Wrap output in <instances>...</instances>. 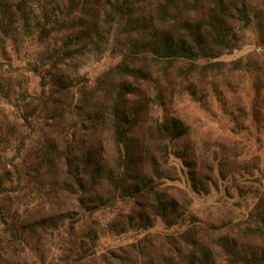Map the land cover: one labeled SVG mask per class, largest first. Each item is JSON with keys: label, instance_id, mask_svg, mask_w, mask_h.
<instances>
[{"label": "trees", "instance_id": "trees-1", "mask_svg": "<svg viewBox=\"0 0 264 264\" xmlns=\"http://www.w3.org/2000/svg\"><path fill=\"white\" fill-rule=\"evenodd\" d=\"M247 33L259 50L219 61ZM263 49L264 0H0V262L28 254L43 264V238L62 229L67 264H264L258 158L221 146L217 163L198 169L195 148H182L189 126L148 111L208 91L225 105L230 78L246 70L251 114L239 98L229 115L240 130L249 115L259 125ZM106 54L117 62L96 80L80 74V59ZM172 158L195 194L222 182L252 208L196 218ZM128 233L137 238L99 249L103 236Z\"/></svg>", "mask_w": 264, "mask_h": 264}, {"label": "rangeland", "instance_id": "rangeland-1", "mask_svg": "<svg viewBox=\"0 0 264 264\" xmlns=\"http://www.w3.org/2000/svg\"><path fill=\"white\" fill-rule=\"evenodd\" d=\"M252 33L246 34V40L243 46L233 51L230 54H225L219 61L231 62L239 58H245L250 52L258 51V44H255ZM34 48H31L28 56L33 58ZM264 52V49H263ZM262 53V52H261ZM20 61L15 64L23 65L26 59L20 56ZM260 61L264 60V54L260 57ZM246 60H244L245 62ZM117 59L110 54L104 55L98 61L80 59L79 72L83 76L89 78L91 81L97 77L109 66L115 64ZM254 78L251 73L246 70L237 72L230 78L233 91L225 89L224 101L225 105H221L216 96L208 91L206 97L199 102V97H190L187 94H174L168 98V102L159 109L157 107H149L150 115L176 114L186 125L190 128V135L182 143L184 146H192L195 148V155L197 157V167L205 171H209L207 165H204L206 158L209 157L210 163H217L220 157L219 153H215V149L223 146L231 150L234 148L238 154H241V160L249 161L251 158L257 157L260 164L261 175L264 177V109L262 111L263 120L257 125L252 117L241 118L240 122L244 124L246 129L240 130L232 121L229 111L233 110L235 115H238L235 109V103L240 98L244 103V108L251 114L252 102L254 97ZM39 79L31 77V88L37 87ZM229 152V151H228ZM173 164L176 166L178 172L179 182L175 184L184 190L192 200L191 210L194 216L200 220L207 219L208 216L221 213L225 210H231L236 215L244 214L250 210L254 204L251 198L242 199L236 192L226 183L219 182V190H211L209 194H195L191 188L188 180V169L185 163L176 158H172ZM217 178V172L213 174ZM227 186V187H226ZM36 208L29 209L27 214L33 215ZM163 231V227L157 223L154 232ZM133 233H128L120 237L103 236L99 240V249L105 250L107 248H114L118 246H125L134 239ZM137 238V237H135ZM69 237L59 229L56 232L48 233L43 238L42 243L45 245L43 251V264H67L66 256L69 247ZM38 256L20 255L17 258L10 259L11 264H42ZM0 264H3L0 262ZM84 264H89L88 261ZM95 264H102L96 262Z\"/></svg>", "mask_w": 264, "mask_h": 264}]
</instances>
